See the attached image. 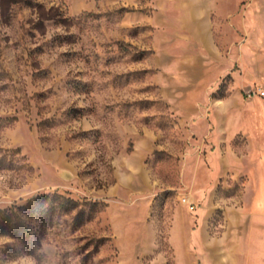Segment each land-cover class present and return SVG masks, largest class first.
<instances>
[{"label": "rangeland", "instance_id": "1", "mask_svg": "<svg viewBox=\"0 0 264 264\" xmlns=\"http://www.w3.org/2000/svg\"><path fill=\"white\" fill-rule=\"evenodd\" d=\"M0 264H264V0H0Z\"/></svg>", "mask_w": 264, "mask_h": 264}, {"label": "built area", "instance_id": "2", "mask_svg": "<svg viewBox=\"0 0 264 264\" xmlns=\"http://www.w3.org/2000/svg\"><path fill=\"white\" fill-rule=\"evenodd\" d=\"M184 201L186 202L187 200H186V199H184Z\"/></svg>", "mask_w": 264, "mask_h": 264}]
</instances>
